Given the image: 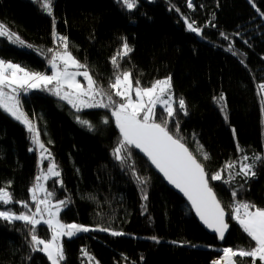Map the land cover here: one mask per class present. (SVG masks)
<instances>
[{
  "label": "trees",
  "instance_id": "16d2710c",
  "mask_svg": "<svg viewBox=\"0 0 264 264\" xmlns=\"http://www.w3.org/2000/svg\"><path fill=\"white\" fill-rule=\"evenodd\" d=\"M189 2L137 0L129 12L118 0H53V16H48L33 0H0V23L31 46L0 37V59L48 73V50H61L53 38L55 21L56 35L68 38V50L109 93L115 75L111 60L124 42L132 52L118 60L121 71L132 73L133 83L138 79L148 87L170 77L174 96L184 99L187 115L178 111L169 128L204 165L230 225L223 245H218L134 148L124 165L116 161L113 150L120 135L110 111L76 113L56 96L33 90L21 93V105L61 172L46 183L55 192L52 201H67L61 221L125 233L112 236L90 230L63 238L62 264H210L225 247L249 246V238L228 216L231 191L238 190V199L264 208V163L255 162L256 176L243 190L241 177L226 185L211 176L221 172L227 179L226 163L235 164L237 171L245 156L248 163L254 162V155L264 156L257 92V84H264V0H191V7ZM188 23L201 34L189 31ZM77 115L90 121L94 130L77 123ZM105 117L108 124L102 122ZM36 147L26 127L0 110V188L28 209L35 206L29 190L40 172ZM204 153L209 159H203ZM129 164L146 184L137 182ZM57 179L62 183H54ZM6 209L28 212L15 202L0 204V210ZM37 234L48 239L47 226H39ZM29 241L22 222L0 220V264H50L44 254L31 251Z\"/></svg>",
  "mask_w": 264,
  "mask_h": 264
},
{
  "label": "snow or ice",
  "instance_id": "6c2138e0",
  "mask_svg": "<svg viewBox=\"0 0 264 264\" xmlns=\"http://www.w3.org/2000/svg\"><path fill=\"white\" fill-rule=\"evenodd\" d=\"M38 3L43 12L48 16H53V0H33ZM129 12L137 7V0H118ZM191 7V0L189 2ZM187 23V22H186ZM53 38L58 41V48L61 50L52 53L48 64L51 74L36 71H29L20 64L0 59V110L10 115L13 119L23 124L29 133L32 134V143L41 150V160L49 159L51 153L41 143L40 133L36 130L35 124L28 118L21 105V93L27 94L33 90L48 92L56 96L59 100L65 101L76 113L84 109H106L110 111L111 118L114 119L115 126L119 130L120 140L118 146L114 148L113 155L116 161L122 165L131 159V149H138L148 161L167 179V181L177 188L191 204L200 221L210 231L214 232L220 240H224L229 231V223L226 220L225 208L218 197L217 192L210 185L204 165L194 156L188 147L183 143V139L178 138L169 128L170 122L176 119L178 111L186 112V104L183 98L177 100L178 108L173 107V97L171 95V78L156 80L150 87H142L137 79L133 83L132 73L121 71L119 60H123L132 52V48L124 42L120 51L111 60L115 70L114 80L108 87L112 90L107 92L100 87L96 80L90 75L87 66L80 63L68 50V38L57 36L55 32V21H53ZM189 31L200 35V29L188 23ZM0 37L8 38L12 43L21 47H31L0 23ZM227 39V37H225ZM235 54V53H234ZM119 57V60H118ZM78 76H83L87 82V87L77 80ZM264 92V84L259 85ZM133 93L135 97L133 98ZM113 96L119 97L118 102ZM223 101V95L219 97ZM264 101V96H262ZM163 111L158 112L157 107ZM226 110V105L221 104V111ZM77 123L94 130L90 121L77 115ZM227 119V116L225 117ZM102 122L108 124L109 118H103ZM179 131L178 122L175 125ZM29 151H33L29 148ZM202 151V150H200ZM46 153V155H45ZM203 159H209L204 153ZM253 163H248L249 158L245 156L237 171L232 162L224 165V172L228 173L225 179L221 172L211 176L212 181H220L222 184L231 185L236 177H241L244 181L240 185L243 190L245 185L256 176V163H264V156L254 155ZM131 169V174L139 184H146L147 181L138 176L132 165H127ZM61 172L56 164L50 161L47 171L41 172L36 177V184L31 188L30 194L35 209H29L27 213H15L11 210H0V220L8 223L15 221L22 222L28 229L30 235L29 247L32 252H43L50 264H62L65 260L64 246L61 237L72 238L81 232L104 231L110 232L112 236L125 235L123 232L111 231L109 228L100 227L89 229L86 226L75 223H63L59 217L61 207L66 206L67 201L60 200L53 203L54 191H49L41 181H47L52 177L59 178ZM54 183H62L59 179ZM38 193H43L39 196ZM231 196L233 202L230 205L232 211L228 214L230 219L239 225L240 229L249 238V246L236 248L225 247L222 255L214 260L212 264H264V208L255 204L238 199L239 191L232 189ZM143 199L147 200L145 193ZM20 203L23 208L28 205L14 201V198L7 190L0 188V204ZM46 225L51 233L48 240L38 236V226ZM154 242L160 241L156 237H151ZM176 243V242H173ZM83 251V250H82ZM87 256V253H84ZM89 259H91L89 257Z\"/></svg>",
  "mask_w": 264,
  "mask_h": 264
},
{
  "label": "rangeland",
  "instance_id": "374dc122",
  "mask_svg": "<svg viewBox=\"0 0 264 264\" xmlns=\"http://www.w3.org/2000/svg\"><path fill=\"white\" fill-rule=\"evenodd\" d=\"M61 51H62V49H61ZM12 62V61H11ZM14 63V62H13ZM17 64V63H16ZM45 74H51V68L49 69V72L48 73H45ZM166 78H168V77H166ZM163 79H165V78H162V79H160V80H163ZM77 80L82 84V86H84V87H87V82L84 80V77L83 76H78L77 77ZM263 83H258L257 84V92H258V98H259V103H260V109H261V118H262V132L264 133V101H262V96H264V92H262V90L259 88V85H262ZM151 86V85H150ZM150 86H148V87H150ZM133 95V98L135 97V93H133L132 94ZM171 95H172V97H173V101H172V103H173V106H174V104L175 103H177V100L178 99H176L175 98V96H174V92L172 91V88H171ZM157 108H159V106L157 107ZM36 152H37V156H38V160H39V167H40V172H39V174H38V176L39 175H41V172L43 171V172H46L47 171V167H48V165H49V163H50V161H52L50 158L49 159H43V160H41V150L38 148V147H36ZM45 155H46V153H45ZM54 178H56V177H52V178H50V179H54ZM50 179H48V180H50ZM47 180V181H48ZM47 181H41V183H43L44 184V186L46 187V183H47ZM36 184V183H35ZM38 195L39 196H43V193H38ZM54 204L55 203H58L59 201H52ZM63 206L61 207V211L63 210ZM35 209V206H34V208L32 209V210H34ZM27 210L29 211V209L27 208ZM61 211H60V213H61ZM59 217H60V214H59ZM64 223V222H63ZM71 223H75V222H69V223H66V224H71ZM75 224H78V223H75ZM43 225V224H42ZM78 225H80V224H78ZM39 226H41V225H39ZM39 226H38V228H39ZM83 226H85V225H83ZM86 227H88L89 229H91V227H89V226H86ZM81 233H84V232H81ZM81 233H78L77 235H79V234H81ZM76 235V236H77ZM40 238H42V239H44L42 236H40V235H38ZM50 237H51V233H50V231H49V237H48V239H50ZM75 237V236H74ZM63 238H68V237H61V241L63 240ZM48 239H46V240H48ZM69 239V238H68ZM42 254H44L43 252H41ZM49 261V260H48ZM49 263H50V261H49ZM120 264H126L125 262H122V263H120ZM257 264H259V262H257Z\"/></svg>",
  "mask_w": 264,
  "mask_h": 264
},
{
  "label": "water",
  "instance_id": "95a60500",
  "mask_svg": "<svg viewBox=\"0 0 264 264\" xmlns=\"http://www.w3.org/2000/svg\"><path fill=\"white\" fill-rule=\"evenodd\" d=\"M151 167V169L161 178V180L165 183V185L172 190L175 194H177L189 207V209L191 210L192 215L194 216V218L196 219V221L199 223V225L204 229V231L206 233H208L209 235H212L215 237L216 242L218 245H223L224 240H220L216 234L212 231H210L208 228L205 227V225L200 221L199 217L196 215L195 211L192 210L191 208V204L190 202L187 200V198L183 195V193H181L177 188H175L172 184H170L167 179L163 176L162 173H160L152 164L150 161H148L147 157L144 156L143 153H141L138 149H134ZM227 234V233H226ZM226 237V236H225Z\"/></svg>",
  "mask_w": 264,
  "mask_h": 264
},
{
  "label": "built area",
  "instance_id": "2783aa9c",
  "mask_svg": "<svg viewBox=\"0 0 264 264\" xmlns=\"http://www.w3.org/2000/svg\"><path fill=\"white\" fill-rule=\"evenodd\" d=\"M221 255H222V254H221ZM221 255H220V256H221ZM220 256H219V257H220ZM219 257H217V258H214V259L211 261V263H210V264H212V262H213L214 260L218 259Z\"/></svg>",
  "mask_w": 264,
  "mask_h": 264
}]
</instances>
